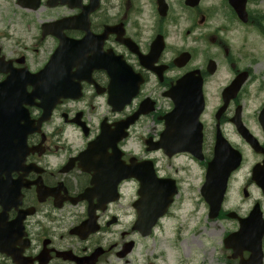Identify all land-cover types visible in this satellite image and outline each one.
Segmentation results:
<instances>
[{
	"label": "flooded vegetation",
	"instance_id": "1",
	"mask_svg": "<svg viewBox=\"0 0 264 264\" xmlns=\"http://www.w3.org/2000/svg\"><path fill=\"white\" fill-rule=\"evenodd\" d=\"M242 1L0 0V100L12 102L0 264H264V0H245V24ZM238 29L257 35L256 55L236 49ZM109 69L122 101L137 84L120 111ZM190 72L202 81L201 161L160 146L168 92ZM196 216L209 239L196 241Z\"/></svg>",
	"mask_w": 264,
	"mask_h": 264
},
{
	"label": "rangeland",
	"instance_id": "2",
	"mask_svg": "<svg viewBox=\"0 0 264 264\" xmlns=\"http://www.w3.org/2000/svg\"><path fill=\"white\" fill-rule=\"evenodd\" d=\"M235 47L240 51V53L247 57V55L253 53L256 55L257 50L262 46L260 44V40L257 37L255 33H251L249 31H237L235 36ZM193 164L190 162V172H192V168H194ZM192 175V173H191ZM195 220V231H196V241L197 240H207L209 239L208 235V227L204 223L203 218L194 217ZM182 224L185 223L184 219H181L180 221ZM192 227L191 225L188 226V229ZM186 235V232L184 233L183 237ZM185 239H188V236H185Z\"/></svg>",
	"mask_w": 264,
	"mask_h": 264
},
{
	"label": "water",
	"instance_id": "3",
	"mask_svg": "<svg viewBox=\"0 0 264 264\" xmlns=\"http://www.w3.org/2000/svg\"><path fill=\"white\" fill-rule=\"evenodd\" d=\"M179 82H180L179 85L175 88V93H177L178 96H179V93L183 90V82H182V80L179 81ZM198 99H199V96L196 97V100H198ZM198 112L199 111H192V115H191L192 117L190 118L191 125L196 128V131L198 130V127H197V124H196L197 119H198V116H197ZM0 118H1V113H0ZM182 137L183 136H181V137H177L176 136V139L180 140ZM186 139H187V137H186ZM185 143H186V141H183V142H181V145L185 144Z\"/></svg>",
	"mask_w": 264,
	"mask_h": 264
}]
</instances>
